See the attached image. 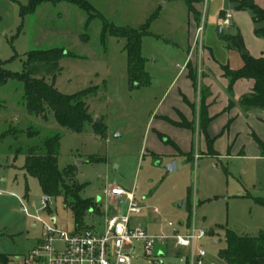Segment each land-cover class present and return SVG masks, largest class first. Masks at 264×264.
<instances>
[{
	"label": "rangeland",
	"instance_id": "1",
	"mask_svg": "<svg viewBox=\"0 0 264 264\" xmlns=\"http://www.w3.org/2000/svg\"><path fill=\"white\" fill-rule=\"evenodd\" d=\"M89 2L96 13L118 28L148 29L142 56L149 85H130L125 40L108 35L102 41L100 18L88 24V15L68 3L44 4L22 16L29 0H0V61L6 63L5 69L22 72L26 54L32 50L63 48L71 55L61 59L54 86L65 95L93 92L85 99L92 124L75 133L62 127L51 112L46 118L30 115L19 81L10 79L0 87V135L11 128L22 131L17 137L0 139V264H5L4 258L6 264H13L39 243L44 226L36 217L49 223L56 219V226L68 231L75 228L73 213L65 207L63 197L50 198L47 209L39 181L23 170L27 155H17L18 149L40 146L57 134L61 136L59 168L72 166L75 173L70 184L83 186L81 197L96 204L86 213V227L104 231L105 190L119 186L133 191L140 205L161 211L156 225L146 210L133 217V224H141L150 233L161 230L170 234L167 222L186 226L191 221L207 233L200 242L206 251L204 264H226L219 257L226 246L225 227L251 237L264 230V207L253 200H264V149L245 133L222 158L203 154L196 158V149L192 154L179 152L164 141L166 138L156 144L154 131L163 113L158 104L169 96L167 102L178 98L181 106L183 79L173 91L168 87L182 73L187 41L196 31L195 25L189 24V7L182 0ZM254 2L264 8V0ZM196 6L200 7L199 24L205 27L199 48L202 41L214 39L216 47L223 49L231 36H242L223 22L226 13L238 9L236 0H200ZM212 13L215 16L211 17ZM259 46L249 39L244 44L247 53ZM96 122L103 125L101 129L95 128ZM248 125L264 142V110L257 109ZM29 128L39 135L28 137ZM172 163L177 170L168 172ZM20 199L28 213L22 211ZM137 253L142 254L141 243ZM164 262L186 264L171 252H166ZM133 264L145 262L139 257Z\"/></svg>",
	"mask_w": 264,
	"mask_h": 264
},
{
	"label": "trees",
	"instance_id": "2",
	"mask_svg": "<svg viewBox=\"0 0 264 264\" xmlns=\"http://www.w3.org/2000/svg\"><path fill=\"white\" fill-rule=\"evenodd\" d=\"M189 7L190 15H194L197 22L200 21L195 4L200 0H182ZM68 3L73 5L88 15V24L95 18H100L103 22L102 41L108 35L125 40L124 51L127 55V76L132 87L147 86L150 78L145 70L146 59L142 56V40L149 35L146 27L140 30L131 28H118L108 22L96 10L89 0H29V4L22 9V16L34 13L44 4ZM237 8L247 10L256 24L255 35L264 38V9L254 2V0H241ZM228 46L235 48L242 53L245 50L243 37L239 34L231 36ZM71 53L63 48H53L48 50H32L26 54L24 70L22 72H11L3 66L5 62L0 61V87L8 80H17L23 84L24 103L30 115L47 117L48 112L53 113L58 123L75 133H81L86 126L92 124V116L85 99L92 94L91 90H86L74 95H65L54 86L56 74L60 72V61ZM244 66L237 70H230L223 67L224 75L229 79V92L232 94L233 86L239 79L254 80V88L250 94L244 95L240 104L245 111L252 109L264 110V57L254 58L249 53L243 54ZM42 74V75H41ZM52 77V81H48ZM233 103L231 102V105ZM101 125V124H100ZM96 122L95 128L101 129ZM22 131L11 128L0 135V139L13 135L17 137ZM28 137L39 135L38 131L29 128L26 130ZM61 136L59 134L47 137L40 146L29 149H18L17 155L26 154V162L23 167L25 173L39 181L40 188L45 198L63 197L65 207L69 208L74 216L77 229L86 227L84 218L86 213L94 210L96 204L91 199L81 197L83 186L70 184L74 175V168L68 166L61 170L59 168ZM260 148L264 149V144L257 139ZM261 202V201H260ZM264 204V202H261ZM49 205H47V209ZM226 246L220 250L219 257L226 264H262L264 257V232L256 237L241 236L235 231L225 229ZM7 263V258L3 261Z\"/></svg>",
	"mask_w": 264,
	"mask_h": 264
},
{
	"label": "crops",
	"instance_id": "3",
	"mask_svg": "<svg viewBox=\"0 0 264 264\" xmlns=\"http://www.w3.org/2000/svg\"><path fill=\"white\" fill-rule=\"evenodd\" d=\"M236 2L238 5L240 0ZM194 6L200 13V7L198 9L196 4ZM248 12L239 9L229 11L224 15L223 22L225 24L227 16L230 15V24L225 26L233 31L238 29L244 44L247 39L251 42L257 41L260 45L259 49L248 47V53L254 58H262L264 57V38L255 35L256 24L253 16ZM213 16L215 15L212 13L211 17ZM189 24L195 25L196 31L193 33L194 36L188 38V53L182 73L177 74L168 87V91H173L183 79L182 89L179 88L180 96H182L181 106L178 98H172L167 102L169 96L158 104L159 111L162 109L163 113L154 131L156 144L161 145V141L166 138L164 141L172 144L179 152L192 154L196 149V158L201 154L222 158L224 154H230L240 135L245 133L251 135L256 146L259 147L257 139L263 144L264 142L255 131L250 130L248 125L249 117L256 113L257 109L245 111L240 104L241 98L253 91L255 82L252 79H239L235 82L230 94L229 79L225 77L223 70V67L233 71L241 69L244 66L242 53L226 45H222L223 49H219L214 39L208 42L202 41L199 48L200 34L205 27L194 21L192 15H189ZM212 25L215 28L216 24ZM195 134L196 141H194ZM253 200L257 205L264 207L261 203L264 202L262 198L256 197ZM149 216L154 221V225L160 221V215L153 216L150 213ZM191 224L189 221L186 226L183 224V228L187 229ZM225 229L228 228L225 227ZM162 232L164 231L160 230L151 234ZM261 232L264 230H261L259 234ZM261 263L264 264V257Z\"/></svg>",
	"mask_w": 264,
	"mask_h": 264
},
{
	"label": "built area",
	"instance_id": "4",
	"mask_svg": "<svg viewBox=\"0 0 264 264\" xmlns=\"http://www.w3.org/2000/svg\"><path fill=\"white\" fill-rule=\"evenodd\" d=\"M225 24H230V15ZM20 201L22 211L28 213L23 200ZM104 201L102 233L90 227L77 229L76 226L68 231L58 228L56 219L49 223L36 217L43 223V237L27 254L15 258L13 264H133L139 257L145 264H165L166 252L179 256L186 264H204L206 251L200 245L207 236L204 229L192 223L183 231L182 223L169 221L170 234H151L141 224H133L132 220L145 210L153 216L161 215L158 208L140 205L133 191L119 186L107 187ZM140 243L141 255L137 253Z\"/></svg>",
	"mask_w": 264,
	"mask_h": 264
},
{
	"label": "water",
	"instance_id": "5",
	"mask_svg": "<svg viewBox=\"0 0 264 264\" xmlns=\"http://www.w3.org/2000/svg\"><path fill=\"white\" fill-rule=\"evenodd\" d=\"M222 31V30H221ZM243 54H247V52L245 50L242 51ZM99 122V121H98ZM168 172H172V171H175L177 170V166H176V163H172L168 166ZM45 202L47 205H49V198H45ZM183 203H181L179 205V207H182ZM53 221H55V219H53Z\"/></svg>",
	"mask_w": 264,
	"mask_h": 264
}]
</instances>
